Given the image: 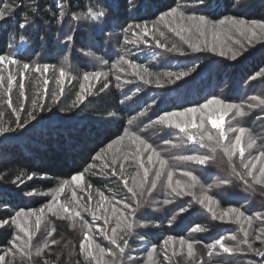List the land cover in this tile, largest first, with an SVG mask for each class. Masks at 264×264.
Instances as JSON below:
<instances>
[{
    "label": "trees",
    "instance_id": "1",
    "mask_svg": "<svg viewBox=\"0 0 264 264\" xmlns=\"http://www.w3.org/2000/svg\"><path fill=\"white\" fill-rule=\"evenodd\" d=\"M135 4L138 8L129 11L127 0H0V11L6 12L5 20L0 21V55L20 61V64L0 65L3 77L0 128L10 129L0 135V221H9L0 227V252L11 251L15 237L22 233L20 229L30 228L33 222L32 229L36 232L33 241H40L31 246L42 249L41 259L13 264H144V255L149 250L159 253V264H165L169 258L172 264H262L264 257L257 256L253 249L264 248V242L255 239L261 235L264 240V220L255 218L256 213L264 215V186L256 183L247 175L248 169L240 165L239 150L230 157L224 148H229L228 142L235 132L244 128L241 147L249 149L245 152L247 156L255 154L264 159L260 155L264 153V105L250 99L253 96L264 99V33L256 29V37H251L250 33L241 35L227 22L228 18H238L264 23V0H206L202 5L197 0H135ZM173 7L185 17L204 15L216 25L213 29L209 23L207 28L220 33L232 29L233 42H228L232 46L217 48L210 44L207 49L203 42L196 44L197 32L191 28V22L181 19L179 14L163 21L159 19ZM100 11H105L106 16L93 20L89 15ZM60 12L64 15L60 16ZM221 20L226 22L221 24ZM22 23L26 25L23 29ZM136 24L142 27L136 28ZM143 25H147V36L143 34ZM170 27L178 30L185 27L182 31L185 39L202 51L193 52ZM69 35L73 36L72 41L67 40ZM156 40L161 47L155 46ZM173 46L185 54L166 50ZM233 54L237 55L236 60L231 59ZM121 57L147 67L149 73H144L143 67L130 68L122 63ZM23 63L32 67L25 71ZM44 64L50 66L46 73L34 71L37 65ZM193 66H196L195 71L188 77L171 82L174 76L168 73ZM61 68L65 71L63 79L59 77ZM9 75L15 81L11 94L7 92ZM85 75L89 77L87 81L83 79ZM140 76L149 83H144ZM21 78L27 97L23 101L25 112L14 114L8 102L10 99L17 110L21 107L18 86ZM157 81L163 86L158 87ZM53 93L55 100L51 98ZM78 96L85 99L75 106ZM213 98L238 106L225 118L223 130L230 134H226L228 139L220 141L223 147L216 141H208L206 135L201 141L202 134L218 135V130L208 119H203L205 116L197 117L186 111L189 108L200 110ZM40 104L45 105L44 110L40 109ZM28 111L33 112L35 119L27 116ZM141 112L145 115L141 116ZM172 112L185 113L182 117L186 120L188 117L187 122L203 121V129H193L188 123L187 132H181L175 127L176 123H181L180 116L153 123ZM17 114L25 125L18 129ZM177 117H180L179 122L175 121ZM189 134H195L197 142L190 144ZM136 135L151 148L145 151L143 145L133 139ZM153 150L159 153V159L167 161L164 176L151 195L146 194L139 201L130 200L131 193L124 181L139 196L144 171L140 163L148 168L149 180L160 168L155 155L151 164L147 162ZM186 155H207L211 159L200 165L180 159ZM233 169L240 172L244 180L236 176ZM169 171L173 174V187H177L175 182L179 180V188L189 191V195L176 197L172 193L167 186ZM185 171L197 176L195 187H190L193 182L182 175ZM77 174L83 175L79 184L71 180ZM29 176L32 179H28ZM73 194L78 197L74 199ZM205 196L212 200H205L201 206L197 201ZM166 200L174 202L166 204ZM118 201L143 205L135 217L128 219L133 222V228H123L117 235L121 247L127 240L122 255L119 248L105 238V233L110 236L111 231L107 230L112 228L110 225L92 232L93 224L103 226L111 208L124 210ZM66 202L76 206L84 219L79 217V222L74 224L66 215L58 216L47 210L49 203L58 207ZM100 202L113 203V207L103 206V210H99ZM182 206L189 210L180 213ZM230 207L251 216V224L243 217L237 221L231 213L220 220ZM41 208H44L43 213L39 211ZM21 212L24 215L18 216ZM93 215L99 219L94 220ZM37 216L41 218L39 230L36 229ZM14 218L16 223H12ZM84 221L88 222L87 226ZM197 226L204 231H195ZM85 233L105 249L101 262L89 255L92 251L88 254L86 248L81 250ZM170 236L173 239L165 244ZM222 237L225 246L233 249L231 253L224 252L219 245L210 247ZM245 239L248 243H244ZM181 240L186 248L180 251L178 241ZM188 243L193 245L191 256ZM175 249L177 252H173Z\"/></svg>",
    "mask_w": 264,
    "mask_h": 264
},
{
    "label": "snow or ice",
    "instance_id": "2",
    "mask_svg": "<svg viewBox=\"0 0 264 264\" xmlns=\"http://www.w3.org/2000/svg\"><path fill=\"white\" fill-rule=\"evenodd\" d=\"M197 2L202 5V4H204L206 2V0H197ZM127 3L129 5V11H132L134 8H138V6L135 4V0H127ZM177 14H179L181 19H187V21L191 22V28H194L195 31L197 33H199L201 36H203L205 34V29L209 25V23L212 24V28L213 29H215V27H216L215 23L214 22H210L209 19L206 18L204 15H189V16L185 17V14L183 12H178V9L175 8V7L170 9L168 12L162 14L159 17V19L163 21V20H165L166 17L176 16ZM63 15H64V13L60 12V16H63ZM89 15H91L93 20H96L99 17H105L106 16V12L105 11L90 12ZM5 18H6V12L5 11H0V21H4ZM225 22L226 21H224V20L220 21L221 24H224ZM227 22L230 23L231 26L234 27L236 29V31H238L241 35H246V34L250 33L251 37H256L257 36L256 29H259L261 33H264V23L247 22L244 19H238V18H228ZM25 26L26 25L24 23H22L20 25V27L22 29ZM135 27L136 28H141L142 25L136 24ZM143 30H144L143 34L145 36H147L148 35L147 25H143ZM170 31H173L177 36L180 37L181 40H183L185 43H187L188 46L190 48H192L193 52L202 51V49L200 47L194 46L193 44L189 43L188 40L185 39V36L182 34L183 29H179L178 30L177 28L170 27ZM161 35H163V33H161ZM67 40L68 41H72L73 40V36L69 35L67 37ZM145 44L147 45L148 42L145 41ZM155 46L156 47H161L162 46L159 40H156ZM166 50H168V51L176 50V51H179L180 55H184L185 54L183 51H180L179 49H175V46H173L172 49H166ZM220 55L223 56L224 52H221ZM120 59H121L122 63L127 64L130 68H132L134 70L140 69V68L143 67L142 65H140L138 63H133V62L127 60V59H124L123 57H121ZM231 59L232 60H236L237 59V55L233 54L231 56ZM5 62H7L8 64H20V61H19L18 58L6 56V55H0V65L4 64ZM31 67L32 66L29 63H23V65H22V68L25 71L29 70ZM49 67L50 66L48 64H44L42 67L40 65H37L35 67L34 71H36V72H41L42 71V72L46 73L49 70ZM195 68H196V66H193V68H191V69L180 71V72H177V73H168V75L170 77L174 76V79L171 82L172 83H176L177 81H180V80H182L185 77H188L191 74L192 71H195ZM143 72L144 73H149V69L147 67H143ZM133 74H137V73L134 72ZM95 75L99 76L100 74L96 73ZM59 77L61 79H63L65 77V71H64L63 68H61L59 70ZM253 78H255V77H253ZM83 79L87 81L89 79L88 75H85L83 77ZM117 79H119V77H117ZM140 79L146 84L149 83V81L145 80L143 76H140ZM14 82L15 81H14L13 76L9 75L8 78H7V92L9 94H11V92H12V88H13V83ZM130 82L131 81H126V83H130ZM2 83H3V77L0 76V84H2ZM44 84L45 85L48 84V80L47 79L44 80ZM18 86H19V89L21 90L20 91V97L22 98L21 107L17 110L16 108L13 107L12 102H11L10 99H9V102H8V107L12 108V111H13L14 114H16V113H24L25 112V109L23 107V101H25L27 99V97L25 96V93L23 91L24 88H25V85L23 83V78L20 79ZM157 86L158 87H162L163 85H161L159 83V81H157ZM104 87H107V84H105ZM60 94L63 95V88L60 89ZM47 95H48V92H47V89H45V96H47ZM51 98L53 100H55V93H53L51 95ZM84 99H85L84 96H78L75 106H79V104H82L84 102ZM250 99L254 100V101L258 100V103L260 105H264V99H259L258 97H255V96L250 97ZM32 104L35 106L36 105V101L33 100ZM210 105H218V106H220V110H221L220 114L219 115H215V113H213V116H212L211 120L209 121L211 123L212 127L214 129L218 130V135L202 134L200 136V140L201 141L204 140L205 139V135H206V138H207L208 141H216V144L218 146L223 147L222 145H220V141L228 139V137L226 136V134H225V132L223 130V123L225 121V117L228 115L229 112H231L234 109H237L238 106L235 105V104H225L223 100L218 99V98H213V99H209L207 101V103L203 104L202 105V109H208ZM39 107H40L41 110L45 109V105L44 104H40ZM186 111L188 113H195V112L198 111V109L189 108ZM26 114L31 119H35V116L33 115L32 111H28ZM184 114L185 113L172 112V113H169L167 115H162L159 118L158 121H154L153 123L165 122L172 116H183ZM240 114L243 115L244 113L241 112ZM140 115L143 116V115H145V113L141 112ZM15 123H16L17 129L25 126L24 123L21 122V116L19 114L16 115ZM128 123L131 124L132 120H129ZM203 124H204L203 121H200L199 124H197V122L193 121V122H191L190 126L193 129H196V128L203 129ZM148 126H151V125H148ZM175 127L178 128L181 132H187L189 125H188V123H176ZM8 131H10V129H8V128H0V135H3L5 133H7ZM11 131H15V129H11ZM244 132H245L244 128L239 129V135H237L235 137L234 143L232 144L231 149L225 147L224 150L231 157L234 154V150L238 149L239 150V155L241 157V163L243 165V168L249 169L247 175L248 176H252V174H253L252 170H254L256 168V165L254 163H249V164H244L243 163L244 150L241 147V141H242V137L244 135ZM133 139L135 141H138L140 145H143V148H144L145 151H147L149 148H151V145L147 144L140 136L136 135V136L133 137ZM188 140L193 142V143L197 142L196 139H195V134H189L188 135ZM249 147H251V144L249 145ZM153 155H155L159 159V153H157V152H155V150H153V153L151 155L147 156L148 164L152 163ZM260 155L264 156V153H261ZM180 159L188 160V161H194V162L199 163L200 165H205L206 162L209 159H211V157H209L207 155H186V156L180 157ZM159 164H160L159 170L155 171L154 177L151 180H149L150 173H149L148 168L145 166L144 163H140L139 166H140V168L144 169V171H143V179L141 181L142 190L140 191L139 196H138L137 192L132 187H128L127 186V181H124L125 187H127V191L129 193H131V198H129L130 200L132 198H135L137 201H139L140 197H144L146 194L147 195H151L152 191L157 188L158 183L161 181V178L164 176V171L163 170H164V168H165V166L167 164V161H165L163 159H159ZM233 171L235 172V169H233ZM112 174L116 175V172L113 171ZM235 174L240 179L244 180V176L240 172H235ZM182 175L185 176V177H189L190 180L193 182V184L190 185V187H195V182L197 181V176L196 175H194L191 171H185V172L182 173ZM260 175L264 176V170L260 171ZM28 179H32V177L29 176ZM71 180L75 184H79L83 180V175L82 174L73 175L71 177ZM133 182L135 183V181H133ZM256 182L259 183L260 181L257 180ZM175 183H176L177 187H173V174H172L171 171H169L167 173V186H168V188L171 189L172 193H174L176 197H181L182 195H189L190 194L189 191L179 188V185L181 183L179 180H177ZM225 183H228V181H225ZM245 183H247V180H245ZM145 186H147V187H145ZM88 187H91V186L89 185ZM60 191L62 192L63 189L61 188ZM28 194L31 195V193H28ZM73 198L75 199V194H73ZM101 199H104L103 194H101ZM205 200L211 201L212 198L208 197V196H205L204 199H199L197 202L201 206H203L205 204ZM173 202L174 201H172V200H166L165 201L166 204L173 203ZM117 203L123 205V209H124V214H123L124 215V224L122 226L121 222L117 221L116 227H112L111 228L112 236H108L105 233V238L109 239L110 242L113 245H116V247L119 248L120 253L122 255L124 253V247L127 246V240L124 241V247H121V245L117 243V238H116L117 229L121 228L123 230V228H126L128 230H131L133 228V222L129 221L128 218L129 217H135L136 212L143 205H142V203L137 202L135 204V206H134L131 202H128V201H118ZM46 207H47V210L49 212H53L55 205H53L52 203H49ZM60 207H61V209H62V211L64 213H69L70 212L69 208L64 207L63 205H61ZM84 210L85 211H89V209H87V208H85ZM188 210L189 209H188L187 206H182V207L179 208V212L180 213L187 212ZM209 210H211V209H209ZM39 211L41 213H43L44 212V208H41ZM230 213L231 214H235V219L237 221H239L240 218L243 217L246 221L249 222V225L251 224L252 217L251 216H245V213L243 211H241L239 208H236V207H230L226 212H224L219 217V219L220 220H224V217L229 216ZM23 215H24L23 212L18 214V216H23ZM33 215H34V213H33ZM75 216L80 217L82 220L84 219L81 216V212L80 211H76L75 212ZM213 218H216L215 214H213ZM255 218L257 220H264V215H262L261 213H256L255 214ZM93 219L94 220L95 219H99V217H96L95 215H93ZM173 220H175V217H173ZM8 223H9L8 220L0 221V227H4ZM12 223H16V219L15 218L12 220ZM84 223L87 226L88 222L84 221ZM40 225H41V218L39 216H37V218H36V229L37 230L40 229ZM20 230L22 232H24L25 236L28 237V241H31V239H32L31 233L25 228H21ZM194 230L195 231H204V229L200 228L199 226L194 228ZM247 235H248V233L245 232V237H247ZM230 238L233 239V240L236 239L235 236H231ZM19 239H20V237L17 236L14 239V241L12 242L13 248H17L16 240H19ZM84 239H85V241L88 240V236L85 235ZM121 239H123V237H121ZM172 239L173 238L171 236L168 237V240L165 241V244H167ZM255 239L256 240H261L262 242H264V240H262V236L261 235H257L255 237ZM223 240H224L223 237L218 239V240H216L215 243L212 244L210 247L215 248L216 245H219L220 248L223 249L224 252L231 253L233 251V249L230 248V247L225 246V244L223 243ZM53 243H55V241H53ZM184 243L185 242L183 240H181V244H184ZM244 243H248L247 239H245ZM80 247H81V250L83 251L85 249V244L82 242ZM96 247L99 249V251L101 253H104L105 249L101 248L99 244H97ZM187 248H188V254L191 256L192 255V250H193L192 243H188L187 244ZM249 248L251 249V245H249ZM253 251L255 252V254L257 256L264 257V250L253 249ZM5 255H0V264H4ZM262 264H264V262H262Z\"/></svg>",
    "mask_w": 264,
    "mask_h": 264
},
{
    "label": "rangeland",
    "instance_id": "3",
    "mask_svg": "<svg viewBox=\"0 0 264 264\" xmlns=\"http://www.w3.org/2000/svg\"><path fill=\"white\" fill-rule=\"evenodd\" d=\"M182 29H185V27H182ZM184 31H186V30H184ZM230 34L233 35L232 29L220 33L219 31H215V30H212L211 28H207L206 27L205 34L203 36H201L199 33H197V35L195 34L194 37L198 39L196 44L198 43L199 45H201L200 42H203V45L206 46L205 48L208 49L210 44H213L217 48H220L221 46H224V45L228 46L229 44H231L233 42V36L234 35L231 37ZM190 37H192V36H190ZM228 42H230V43L228 44ZM229 46H232V45H229ZM220 112H221L220 106H218V105H210L208 109H202L201 108L200 110H198L193 115H197V117H199L200 115H203V116H205L203 119H206V120L208 119V121H210L212 116H213V113H215V115H219ZM180 117L175 118V121L179 122V118H180L181 123H190L191 124V122H193V121H188L187 122V120L189 119L188 117H187V120L184 119L182 116H180ZM210 125H211V123H210ZM224 126H225V121L223 123V127ZM226 134H230V133L226 132ZM237 135H239V132H235V134L232 137L231 141L228 142L229 149H231V146L234 143L235 136H237ZM190 144H193V142L190 141ZM243 150H244V157H243L244 161H243V163L244 164L254 163L256 165V168L254 170H252L253 171L252 178H253V180L255 182L257 180L260 181L259 184L264 186V176L260 175V171L264 170V159L261 158L259 155H255V154H253L252 156H247V154L245 152H248L249 149L243 148ZM235 151H238V149L234 150V152ZM240 165L243 166L241 162H240ZM248 171H249V169H248ZM80 192H82V191H80ZM75 196L78 197V195H75ZM73 201H75V200L73 199ZM112 204L113 203L102 204L100 202V204L97 207H99L98 208L99 210H103V208H101V207L104 206V208H111V207H113ZM62 205L64 207L69 208L70 212L69 213H64L62 211L61 207L58 206V207H54V212L56 213V215H58V216L66 215L68 218L72 219V223L77 224L79 222V219H80L79 217L75 216V212L77 211V207L76 206H70L69 202H66L65 204H62ZM111 209H113V211H111ZM111 209L108 212L109 213V218L107 220H103L104 221L103 222V226L100 227V226H97V224H93V227H92V232L93 233L95 231L102 230V228L109 227V225H110V228L113 227V225H114V227H116L117 221H120L121 225L123 226V224H124V215H123L124 214V210L119 211V210L114 209V208H111ZM106 214H107V212H106ZM112 219H114V220L112 221ZM33 225L34 224L32 222L31 225H30V228L27 227V226L24 227L25 229H27L31 233V235H32L31 241H28V237L25 236L24 232H22L21 234L17 235V236L20 237L19 240H16L17 248H13L11 251L0 252V255H5L6 254L5 255L4 264H13L16 261H18L20 263L21 262L31 261V263H34L33 261H35L36 258L37 259H41L40 251L42 249L37 247V245H38L40 240L37 243L33 241L34 240V236L36 235V232L32 229ZM107 230L111 231V229H108V228H107ZM120 232H121V228H118L117 229V233H116V238H117L118 233H120ZM85 235H86V233L84 234V237H85ZM89 235L90 234L87 235L88 236V240L85 241V239H84V241H83V243L85 244L86 253L92 251L93 255L89 254V253L88 254L90 256H93V257L97 258L101 262V260L104 258V256L99 251V249L96 247V244L91 240V237H89ZM109 235L112 236V232H110ZM32 243L37 244V245L35 247L31 246ZM178 244H179V249L178 250L181 251L182 248H186V246L181 244L180 241H178ZM175 250L173 252H177V250L176 251ZM263 250H264V248H263ZM173 252H170V253H173ZM176 255H178V254H176ZM182 256H183V254L181 255V257ZM187 256H185V257H187ZM143 259L145 261L144 264H147V263L148 264H159L158 263L159 262V253L156 252L155 250H149V252L146 255H144ZM172 259H173V257H172ZM172 261L173 260H171L169 258L168 261H165V264H172Z\"/></svg>",
    "mask_w": 264,
    "mask_h": 264
},
{
    "label": "bare ground",
    "instance_id": "4",
    "mask_svg": "<svg viewBox=\"0 0 264 264\" xmlns=\"http://www.w3.org/2000/svg\"><path fill=\"white\" fill-rule=\"evenodd\" d=\"M129 117H131V116H129ZM132 120V119H131Z\"/></svg>",
    "mask_w": 264,
    "mask_h": 264
}]
</instances>
